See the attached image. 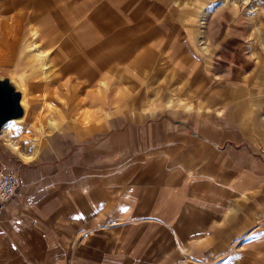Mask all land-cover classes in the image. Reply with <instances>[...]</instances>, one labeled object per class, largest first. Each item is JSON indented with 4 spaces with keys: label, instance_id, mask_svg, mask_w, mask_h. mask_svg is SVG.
<instances>
[{
    "label": "rangeland",
    "instance_id": "1",
    "mask_svg": "<svg viewBox=\"0 0 264 264\" xmlns=\"http://www.w3.org/2000/svg\"><path fill=\"white\" fill-rule=\"evenodd\" d=\"M119 1L128 11L123 22L128 40L96 42L106 35L94 19L96 9L106 10V4ZM59 17L64 33L56 28ZM103 18L99 21L107 22ZM25 44L37 45L40 52L29 49L21 54ZM98 45L106 47L104 53L124 48L158 58L148 59L145 70L125 65L100 70L93 87L87 89L99 101L84 102L83 93L78 98L83 103L71 112L70 94L75 90L68 94L61 89L68 76L59 69L74 59L61 53L62 58L55 61L56 54L63 47L73 58L90 56ZM42 53L47 57L39 60ZM80 71L87 74L88 70ZM0 92L14 99L15 111L0 132L1 144L26 161L34 158L54 131L90 135L104 131L111 120L171 118L191 129L195 119L201 124L207 117L238 116L248 125L251 117H259L264 125V0H0ZM23 96L27 110L21 107ZM246 179L236 187L244 196L260 197L262 189ZM244 205L246 213L249 203ZM121 222L116 218L114 224H105L99 219L82 232L80 226H69L53 239L37 241L33 251L0 247V264H17L27 255L34 264L158 262L162 256L150 258L143 249L147 242L162 243L168 236L152 239L122 232V228L113 231ZM51 241L61 249L48 250L46 243ZM236 249L244 260L249 259L248 264L250 260L264 262V236H244ZM233 253L229 251L227 257H234ZM198 255L189 253L177 263L206 264Z\"/></svg>",
    "mask_w": 264,
    "mask_h": 264
},
{
    "label": "crops",
    "instance_id": "2",
    "mask_svg": "<svg viewBox=\"0 0 264 264\" xmlns=\"http://www.w3.org/2000/svg\"><path fill=\"white\" fill-rule=\"evenodd\" d=\"M125 7L119 1L106 4V10L96 9L94 19L106 33L96 42L128 40ZM103 16L107 22L99 21ZM55 24L65 32L61 18ZM33 46L39 53V47ZM105 48L98 45L90 56L73 58L62 47L56 54L55 61L61 53L74 59L59 69L68 76L61 89L77 92L70 94L71 112L83 103L78 100L83 93L84 102L99 101L87 89L100 70H115L117 65L145 70L148 59L158 58L124 48L104 53ZM219 117H207L201 124L195 119L191 129L171 118H125L111 120L104 131L90 135L54 131L29 161L0 141V171L14 173L20 181L17 198L0 214V247L33 251L37 241L51 239L69 226H80L82 232L99 219L114 224L120 218L113 231L122 228L152 239L168 236L162 243L147 242L143 249L150 258L162 256L154 264H182L177 262L196 252L206 264H248L249 259L233 248L244 236H264V125L259 117H251L250 125L238 116ZM243 177L262 189L260 197L244 196L236 187ZM244 203H249L246 213ZM46 244L48 250L61 249L53 241ZM229 251L235 256L228 258ZM30 258L27 255L17 264H34ZM257 261L250 264H260Z\"/></svg>",
    "mask_w": 264,
    "mask_h": 264
},
{
    "label": "built area",
    "instance_id": "3",
    "mask_svg": "<svg viewBox=\"0 0 264 264\" xmlns=\"http://www.w3.org/2000/svg\"><path fill=\"white\" fill-rule=\"evenodd\" d=\"M20 188V181L16 174L0 171V214L4 207L13 202Z\"/></svg>",
    "mask_w": 264,
    "mask_h": 264
},
{
    "label": "flooded vegetation",
    "instance_id": "4",
    "mask_svg": "<svg viewBox=\"0 0 264 264\" xmlns=\"http://www.w3.org/2000/svg\"><path fill=\"white\" fill-rule=\"evenodd\" d=\"M22 104H24V97ZM14 116V99L10 98L6 93L0 92V127L3 128Z\"/></svg>",
    "mask_w": 264,
    "mask_h": 264
},
{
    "label": "bare ground",
    "instance_id": "5",
    "mask_svg": "<svg viewBox=\"0 0 264 264\" xmlns=\"http://www.w3.org/2000/svg\"><path fill=\"white\" fill-rule=\"evenodd\" d=\"M35 48H36V46H33V45H30V46H29V45H25V46L23 47V51L25 52L26 50H29V49H35ZM45 57H47V55L44 54V53L41 54V55L38 54V58H39V60H41V59L44 60ZM44 70H45V69H44ZM44 70H42V74H45V73H44ZM22 91H23V90H22ZM23 95H24V93H23ZM23 97H24V96H23ZM22 100H23V98L21 97V107H22V109L25 108V109L27 110L25 103L22 104ZM23 110H24V109H23ZM6 125H7V124H6ZM6 125H4L3 128H4Z\"/></svg>",
    "mask_w": 264,
    "mask_h": 264
},
{
    "label": "water",
    "instance_id": "6",
    "mask_svg": "<svg viewBox=\"0 0 264 264\" xmlns=\"http://www.w3.org/2000/svg\"><path fill=\"white\" fill-rule=\"evenodd\" d=\"M12 119H13V118H12ZM1 129H2V128L0 127V132H1Z\"/></svg>",
    "mask_w": 264,
    "mask_h": 264
}]
</instances>
